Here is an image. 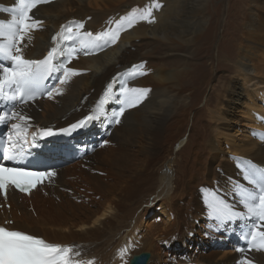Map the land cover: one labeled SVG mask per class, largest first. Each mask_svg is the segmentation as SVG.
I'll use <instances>...</instances> for the list:
<instances>
[{
  "label": "bare ground",
  "instance_id": "obj_1",
  "mask_svg": "<svg viewBox=\"0 0 264 264\" xmlns=\"http://www.w3.org/2000/svg\"><path fill=\"white\" fill-rule=\"evenodd\" d=\"M189 1L193 0H50L33 9L34 18L43 23L31 33V41H26L24 55L30 59H41L54 46L51 38L57 33L64 51L79 47L78 42L73 45L64 39L62 25L82 22L83 31L95 34L116 27L114 22L133 10L136 20L131 28L125 21L126 30L120 32L116 44L92 49L88 55L80 51L67 66L81 74L60 86L62 94L51 99L43 95L26 107L16 106L30 118L27 139L33 129L65 126L94 112L97 105L110 116L121 106L119 93L125 84L150 91L142 103L126 110L120 124L101 119L85 128L81 143L87 151L78 161L52 169L56 175L28 195L13 190L8 191L7 199L0 195L1 224L10 220L6 227L42 236L50 243L71 242L80 252L75 257L80 264H131L143 254L147 256L144 264H183L188 260L240 264L245 256L253 264H264V251L249 253L243 239L253 221L247 219L239 195L255 187L245 179L249 170H264V110L258 104L264 103V88L250 82L259 73L255 65L264 63V2L248 0L244 32L236 39L235 64L242 81L229 83L223 95L215 94L216 109H210V99L207 110L213 117L219 116V126L232 130L234 127L225 122L233 115H219L220 108L245 109L247 122L255 123L260 131L252 133L245 147L229 146L234 156L226 155L215 140L196 146L192 156L196 144L187 142L178 151L172 147L180 137L175 138L178 132H170L169 122L175 112L186 113L188 106L178 79L180 72L165 69L167 59L178 58L180 64L188 60L180 49L190 41L178 25L192 19ZM238 3L240 6L241 0ZM14 6L15 0H0V20L9 21ZM149 8L154 19L141 20L140 14ZM196 18L204 21L202 16ZM134 65L138 67L134 69ZM56 75L49 78V89L57 81ZM5 110H12V102L0 100V115ZM18 122L2 125L4 132L8 129L7 136L11 124ZM181 122L178 117L172 128ZM183 149L188 150L186 155ZM213 198L245 212V218L213 220L207 207ZM230 235L242 243L245 252L236 251L238 241L231 245L233 251L222 254L220 250L195 249L191 239L201 236L215 246L226 245ZM125 248L128 251L122 259L120 252Z\"/></svg>",
  "mask_w": 264,
  "mask_h": 264
},
{
  "label": "snow or ice",
  "instance_id": "obj_2",
  "mask_svg": "<svg viewBox=\"0 0 264 264\" xmlns=\"http://www.w3.org/2000/svg\"><path fill=\"white\" fill-rule=\"evenodd\" d=\"M50 0H15V6L10 10L11 19L7 22L0 20V100L12 102V110L0 115V123L17 120L23 123H12L11 132L6 141L0 144V153L5 162L19 163L23 156L17 145L27 143V129L29 117L16 110L17 105H26L29 101L35 100L44 82L56 75L58 84L46 90L49 99L55 95L62 94L60 86L67 85L71 78L81 73L79 70L68 67L80 51L88 55L90 50H102L103 46L116 44L120 32L124 28L125 21L128 28L134 25L136 20L135 10L129 12L127 16L120 17L115 21L116 27L105 29L93 34L83 31L84 24L72 23L68 26L62 25V30L66 35L64 39L79 47L70 46L64 51L60 45V33L52 36L53 47L42 59H30L24 55L26 41H31V33L42 27V21L35 19L32 14L33 9L41 3H49ZM7 11V9H6ZM141 20L154 19L152 9H147L146 13H141ZM138 66H133L137 68ZM143 75V71L139 72ZM150 90L147 88L129 87L125 84L120 89L118 103L121 105L117 110H113L109 116L103 111L100 105L94 112L89 113L76 123L70 125L72 131L88 128L93 122L106 119L110 123L120 124L121 118L127 109L138 106L147 97ZM67 130L60 129L59 132L52 128L37 129L32 133L33 138L37 135L41 137H51ZM54 171H34L20 166H7L0 162V195L7 199L9 190H18L21 193H30L38 185L54 177ZM245 179L255 187L252 190H243L239 193L241 203L246 210L247 219L253 221L248 233L243 237L247 241L248 252L264 251V170H249ZM209 216L216 221L225 222L234 219H244L245 212H238L223 201L215 198L207 203ZM12 221H5L10 224ZM127 248L120 252L123 259L127 254ZM238 252H245L244 248H237ZM80 252L72 246L54 244L45 241L43 238L32 234L10 229L0 225V264H80L75 257H79ZM91 264V262H89ZM127 264V261H125ZM240 264H253V262L243 257Z\"/></svg>",
  "mask_w": 264,
  "mask_h": 264
},
{
  "label": "rangeland",
  "instance_id": "obj_3",
  "mask_svg": "<svg viewBox=\"0 0 264 264\" xmlns=\"http://www.w3.org/2000/svg\"><path fill=\"white\" fill-rule=\"evenodd\" d=\"M136 1L141 2V0ZM257 2L258 4H262L264 0H257ZM248 5V0H241L240 6L238 0L189 1L188 7L192 19H187L178 25L184 32L185 38H188L187 40L191 42H189V44L187 42L185 45L181 46L180 49L182 54H187L186 57L188 60L180 64L178 58H172L171 60L167 59V65L165 66L166 70L180 72L178 79L180 80V84L183 85L187 97L185 102L188 106L187 112L183 115H180V113L177 115L175 112V115L169 122L170 132H178V136L175 138L180 137V139L176 140V142L179 141L178 146H180L178 147L176 142L172 146L175 151L180 150L183 145L190 142V144H196L192 150V156H194L198 150L196 146L201 143L215 140L226 155L234 156L235 154L229 149V146L245 147L248 144L247 142L251 140L252 133L254 134L260 131V128L256 127L255 123L247 122V118L243 113L245 109L239 108L236 109L237 111H232L233 109L226 110L223 107L220 108L219 115L226 114L229 117H232L231 114L233 115V118L229 122H225L234 127L232 130L219 126L218 123H221V121L216 122L219 116L215 115V118L212 113L207 111L209 108L208 100L213 99L210 109L212 111L215 110L218 100L215 101V98L212 97H214L215 94L223 95L229 83L236 80L242 81L235 64L237 60L235 57L237 48L236 39L242 36L244 32V15H246L249 10ZM230 8V17H228V9ZM137 9H139V6ZM196 16H202L204 21L201 23ZM193 17L197 20L193 19ZM144 47H147V45L145 44ZM255 66H259V73L256 75V78L252 79L250 82L260 83L264 88V63L262 62L261 64L260 62ZM247 75V73L244 74V78H246ZM53 82L54 85H56L58 81L55 80ZM250 82H248L247 85H249ZM258 104L260 105L259 109L264 110V103L260 102ZM176 105H178L177 107L179 108L181 107L179 103ZM6 110L4 112H6ZM178 117L182 119V122L173 129L171 124L176 123ZM3 124L4 123H1L0 126V134L4 133ZM218 133H221V135H218ZM195 147L196 149H194ZM182 153L186 155L188 150L186 149L182 151ZM0 209H2L1 206ZM155 210H158L157 207ZM228 238L226 245L217 244L216 246V243H208L209 240L207 238L206 240L202 239L201 236L191 239L193 240V247L195 249L200 247L202 249H207V251H212L211 249H214L222 252L226 251L225 253H227L234 250L231 245H234L237 241L238 246L243 248L242 243L239 245V240L233 238V235H230ZM186 252L189 253L190 250H186ZM222 254H224V252ZM167 264H169V262H167Z\"/></svg>",
  "mask_w": 264,
  "mask_h": 264
},
{
  "label": "water",
  "instance_id": "obj_4",
  "mask_svg": "<svg viewBox=\"0 0 264 264\" xmlns=\"http://www.w3.org/2000/svg\"><path fill=\"white\" fill-rule=\"evenodd\" d=\"M146 255L143 254V256L139 257V258H134L132 261H131V264H144V261L146 259Z\"/></svg>",
  "mask_w": 264,
  "mask_h": 264
}]
</instances>
